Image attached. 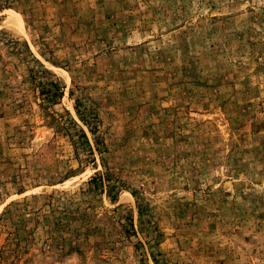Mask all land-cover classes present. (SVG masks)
I'll list each match as a JSON object with an SVG mask.
<instances>
[{
    "label": "rangeland",
    "instance_id": "rangeland-1",
    "mask_svg": "<svg viewBox=\"0 0 264 264\" xmlns=\"http://www.w3.org/2000/svg\"><path fill=\"white\" fill-rule=\"evenodd\" d=\"M0 264H264V0H0Z\"/></svg>",
    "mask_w": 264,
    "mask_h": 264
},
{
    "label": "trees",
    "instance_id": "trees-1",
    "mask_svg": "<svg viewBox=\"0 0 264 264\" xmlns=\"http://www.w3.org/2000/svg\"><path fill=\"white\" fill-rule=\"evenodd\" d=\"M51 75H53L52 73H50ZM77 111H78V114L80 115V117L84 120V117H83V115L81 114V111H80V109L77 107Z\"/></svg>",
    "mask_w": 264,
    "mask_h": 264
}]
</instances>
